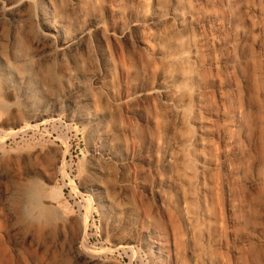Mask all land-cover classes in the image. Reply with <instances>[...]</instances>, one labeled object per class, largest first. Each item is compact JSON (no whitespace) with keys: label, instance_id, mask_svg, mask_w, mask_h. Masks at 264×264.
I'll return each instance as SVG.
<instances>
[{"label":"bare ground","instance_id":"obj_1","mask_svg":"<svg viewBox=\"0 0 264 264\" xmlns=\"http://www.w3.org/2000/svg\"><path fill=\"white\" fill-rule=\"evenodd\" d=\"M257 4L0 0V264H264Z\"/></svg>","mask_w":264,"mask_h":264},{"label":"rangeland","instance_id":"obj_2","mask_svg":"<svg viewBox=\"0 0 264 264\" xmlns=\"http://www.w3.org/2000/svg\"><path fill=\"white\" fill-rule=\"evenodd\" d=\"M253 2H256V4L258 3L259 4V8L261 6V9H262V12H263V15H256L254 12H251L250 13V16L252 15L253 18V22H254V25H255V29L257 31L254 30V40L256 41L255 43L256 44H253L252 46V49H254L253 51H255V55L257 54V58H261L262 56H264V0H262V2H257L259 0H252ZM257 4V5H258ZM254 13V14H253ZM251 16V17H252ZM259 17V18H258ZM262 28V29H259L258 28ZM256 38V39H255ZM264 59V57L261 58V60ZM11 147H15V144H10ZM75 150H76V153H75ZM80 151H83V147L79 144L78 141H74L73 143V152H74V163H78L79 160H81L82 156H81V152ZM78 157V158H77ZM76 174V173H75ZM75 176H78V173L75 175ZM65 198H67V200L69 201L70 205H73L75 203H78V204H81V205H85V202L83 199H75V194H74V191H73V188H68L67 191H65ZM82 201V202H81ZM67 259V257H65ZM65 260V259H64ZM69 259H67V262L68 264H70V260L68 261ZM67 262H64L67 264Z\"/></svg>","mask_w":264,"mask_h":264}]
</instances>
